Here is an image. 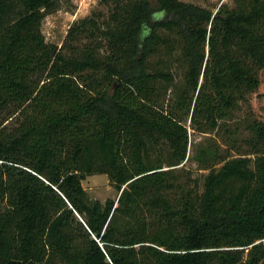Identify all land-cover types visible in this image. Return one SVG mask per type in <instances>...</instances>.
<instances>
[{"label":"trees","instance_id":"obj_1","mask_svg":"<svg viewBox=\"0 0 264 264\" xmlns=\"http://www.w3.org/2000/svg\"><path fill=\"white\" fill-rule=\"evenodd\" d=\"M100 4L59 46L61 0H0V264H264V0Z\"/></svg>","mask_w":264,"mask_h":264},{"label":"rangeland","instance_id":"obj_2","mask_svg":"<svg viewBox=\"0 0 264 264\" xmlns=\"http://www.w3.org/2000/svg\"><path fill=\"white\" fill-rule=\"evenodd\" d=\"M182 1L206 6L212 8L214 11L223 3L229 4L230 6L234 4V0ZM61 4V8L54 13L48 14L42 24V31L46 40L59 46L62 45L68 29L74 21L88 16L94 11H106L105 6L100 4V0H61ZM178 65L180 66V64L176 63L174 70L179 79V73L181 71L182 74V70L178 68ZM258 93H253L250 97L249 104L243 103L242 107L236 111L237 119H242L246 115L264 118V83L261 85ZM213 137L214 141L220 143L222 148L226 147L220 135L214 133L202 134L191 130L188 159L185 160L183 167L186 171L190 172L193 179L198 180L200 190L203 189L204 176L208 173V170L201 167L199 156L202 153L201 150L208 149L209 143L212 142L211 138ZM82 184L91 198L97 199L102 203H105L109 199H116L118 196V191L107 174L89 175L83 180ZM78 218L83 222L80 216Z\"/></svg>","mask_w":264,"mask_h":264},{"label":"built area","instance_id":"obj_3","mask_svg":"<svg viewBox=\"0 0 264 264\" xmlns=\"http://www.w3.org/2000/svg\"><path fill=\"white\" fill-rule=\"evenodd\" d=\"M84 222V221H83Z\"/></svg>","mask_w":264,"mask_h":264}]
</instances>
